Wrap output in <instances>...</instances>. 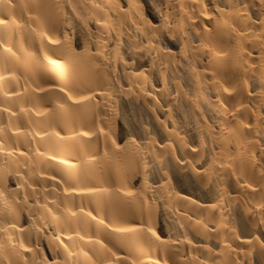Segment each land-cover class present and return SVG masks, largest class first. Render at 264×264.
Segmentation results:
<instances>
[{"label":"bare ground","instance_id":"obj_1","mask_svg":"<svg viewBox=\"0 0 264 264\" xmlns=\"http://www.w3.org/2000/svg\"><path fill=\"white\" fill-rule=\"evenodd\" d=\"M0 264H264V0H0Z\"/></svg>","mask_w":264,"mask_h":264}]
</instances>
